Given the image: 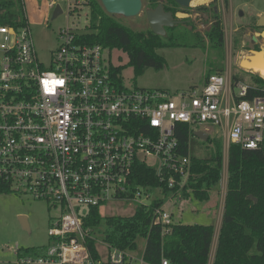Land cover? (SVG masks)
I'll use <instances>...</instances> for the list:
<instances>
[{
    "label": "built area",
    "instance_id": "built-area-1",
    "mask_svg": "<svg viewBox=\"0 0 264 264\" xmlns=\"http://www.w3.org/2000/svg\"><path fill=\"white\" fill-rule=\"evenodd\" d=\"M82 35L61 29L44 65L28 24L0 26V181L59 212L44 251L20 262L145 264L107 244L106 259L93 260L87 240L95 235L84 227L90 209L111 203L151 209L167 234L174 224L168 203L182 200L191 174L178 126H189L193 138L219 128L225 152L232 144L257 150L264 143V98L247 99L246 83L233 91L229 76L218 73L175 95L130 88L114 76L106 49ZM137 163L154 170L160 185H135Z\"/></svg>",
    "mask_w": 264,
    "mask_h": 264
},
{
    "label": "trees",
    "instance_id": "trees-1",
    "mask_svg": "<svg viewBox=\"0 0 264 264\" xmlns=\"http://www.w3.org/2000/svg\"><path fill=\"white\" fill-rule=\"evenodd\" d=\"M76 0V5H79ZM90 9V24L88 32L82 35V40L91 45H100L106 50H119L128 56L125 65L114 66V76H121L126 67H131L136 76L142 75L149 68L163 70L166 60L158 54L164 47H177L172 34L156 35L151 30L134 32L114 20L102 6L101 0H82ZM162 2L167 12H172L174 19L179 12L184 14L192 8L180 9L173 0ZM199 6V13H213V23L208 32L212 47L222 55L225 48V30L220 15L212 6ZM151 9L160 3L150 0ZM228 6L229 0H224ZM72 10V9H71ZM70 10V14L73 11ZM28 24L24 10V0H0V26L15 28ZM198 37L201 38L199 34ZM257 48L256 51H259ZM223 70V69H220ZM215 73H210L206 79ZM252 80L249 86L248 98H264V79L259 74L250 73ZM119 77V80L122 81ZM244 82L243 74H234L233 85ZM178 139L183 155L191 156V174L187 186L182 192V199H194L200 202L208 201L211 192L222 180L224 162L223 141L212 139L202 141L193 138L187 125L178 126ZM214 146V152L203 156L197 155L196 149H207ZM132 182L135 185H160L154 170L144 164L134 166ZM166 191V190H165ZM11 193L4 182L0 181V194ZM156 205V204H155ZM102 221L106 223L103 232V242L111 248L133 252L137 242L143 238L146 247L143 254L145 264H162L165 258L168 264H208L214 227L211 225L173 224L170 231L163 235V227L153 223L152 210L138 207L132 216H111L104 218L100 209H90L84 227L90 230L95 238L87 240V246L93 260L101 259L97 250V229ZM44 247L19 248V258L38 255ZM213 264H264V143L257 150H247L232 144L228 151V180L225 197L222 225L219 233Z\"/></svg>",
    "mask_w": 264,
    "mask_h": 264
},
{
    "label": "rangeland",
    "instance_id": "rangeland-1",
    "mask_svg": "<svg viewBox=\"0 0 264 264\" xmlns=\"http://www.w3.org/2000/svg\"><path fill=\"white\" fill-rule=\"evenodd\" d=\"M163 1L167 3L166 0H157L159 3ZM75 2L76 0H24L25 15L37 55L44 65H50L52 61V53L59 46L58 34L61 29L69 26L81 34L88 32L90 9L82 0L76 7ZM142 2V10L136 17L109 15L134 32L151 30L146 15L147 10L151 9V3L150 0H142ZM70 4L73 5L71 11L74 10L71 14ZM210 4L198 3L189 7L192 11L187 14L179 12L176 15L179 20L178 24L168 30V34H172L179 45L158 50V54L166 60L165 68L160 71L149 68L144 74L136 76L133 68L126 67L122 72L126 86L161 90L175 95L190 89L201 88L210 73L229 76L231 81L234 74H243L244 83L248 84L252 80L250 75L252 72L241 69V62L244 59L249 60L248 57L257 48L264 51V39L260 38V33L264 29L258 26L261 18H264V0H229L228 6L224 0L215 1L212 8L215 10L217 7V14L221 16L225 30L223 57L212 47L208 39V32L213 23V13H199L195 9ZM57 5L61 7L63 13L53 19ZM180 9L184 10L182 7ZM104 57L111 60L114 66L125 65L128 62V56L117 49L106 50ZM231 87L233 91L236 89L233 82ZM210 137L215 141H223V134L219 128H214ZM214 150L215 147L211 145L207 149L199 147L196 152L197 155L203 156L208 151L212 153ZM227 172L228 151H224L222 180L219 186L212 190L208 201L200 202L194 199L169 201L168 210L172 214L174 223L211 225L217 237L222 225V207L227 192ZM134 213L132 206L118 203H111V205L100 208V214L104 218L127 217ZM58 215V211L49 209L43 201H36L14 192L0 194V264H23L19 262L17 254L19 248L47 246L50 242L48 234L50 222L52 218L57 219ZM21 218H26L29 231L24 229ZM105 229L106 223L102 221L96 232L97 250L102 259H106L108 255V248L103 242ZM216 245L215 239L212 253ZM145 247L146 240L139 239L137 249L131 252L137 262L143 258Z\"/></svg>",
    "mask_w": 264,
    "mask_h": 264
},
{
    "label": "water",
    "instance_id": "water-1",
    "mask_svg": "<svg viewBox=\"0 0 264 264\" xmlns=\"http://www.w3.org/2000/svg\"><path fill=\"white\" fill-rule=\"evenodd\" d=\"M176 4H178L182 8H189L192 6V2L195 0H173ZM102 6L105 11L110 15H123L125 17H136L140 14L143 2L142 0H101ZM215 12L217 14L218 9L215 8ZM62 9L59 5L56 6L53 19L57 18L61 15ZM147 19L151 26L152 31L156 35H165L166 28L172 27L178 24L179 21L174 19L172 12H167L162 3H160L156 8L147 10ZM262 29H264V18H261L260 23L258 25ZM260 38L264 39V30L260 33ZM256 57H259L260 62L255 65L264 70V51L260 49L259 51H253L252 55L249 56V60L252 63L255 61ZM248 61L244 60L241 62V69L250 71L253 73V68L247 69L244 65H247ZM260 77H262L259 74ZM264 79V77H262ZM196 137L200 140L207 141L210 136L208 133L203 131H197L195 133ZM22 224L25 230H28L26 224V218H21Z\"/></svg>",
    "mask_w": 264,
    "mask_h": 264
},
{
    "label": "bare ground",
    "instance_id": "bare-ground-1",
    "mask_svg": "<svg viewBox=\"0 0 264 264\" xmlns=\"http://www.w3.org/2000/svg\"><path fill=\"white\" fill-rule=\"evenodd\" d=\"M202 2H205V0H195V1L192 2V5H196V4H198V3H202ZM263 58H264V57H263ZM263 60H264V59H263ZM245 61H248V64H247V65H244L247 69H251V68H253V69H254V70H253V73L260 74L262 77H264V70L261 69V68H259V67H257V66L255 65V63L258 64V63L260 62L259 57H256L255 61H253L252 63L250 62V60H245V59H244V62H245Z\"/></svg>",
    "mask_w": 264,
    "mask_h": 264
},
{
    "label": "crops",
    "instance_id": "crops-1",
    "mask_svg": "<svg viewBox=\"0 0 264 264\" xmlns=\"http://www.w3.org/2000/svg\"><path fill=\"white\" fill-rule=\"evenodd\" d=\"M213 0H205V2L204 3H206V4H208V3H211ZM203 3V2H202ZM249 59V58H248ZM227 180H228V172H227ZM226 184H227V182H226ZM227 188V187H226ZM226 197V196H225ZM224 205H225V201H224ZM222 209H223V212H224V206L222 207ZM221 229V228H220ZM220 229H219V231H218V234H217V237H216V231H214V235H213V240H212V246H211V252H210V257H209V262H208V264H213V262H214V258H215V253H216V248H217V245H216V248H215V250H214V252L212 253V247H213V243H214V241H215V239H216V242H217V244H218V238H219V233H220ZM216 237V238H215ZM18 254V253H17ZM18 257H19V255H18ZM19 259H21V258H19ZM19 262H20V260H19ZM21 263V262H20Z\"/></svg>",
    "mask_w": 264,
    "mask_h": 264
}]
</instances>
